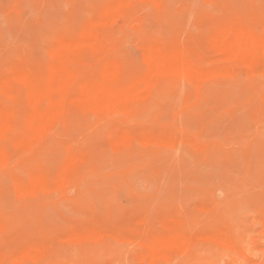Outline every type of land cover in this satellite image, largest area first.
Masks as SVG:
<instances>
[{
	"label": "rangeland",
	"instance_id": "rangeland-1",
	"mask_svg": "<svg viewBox=\"0 0 264 264\" xmlns=\"http://www.w3.org/2000/svg\"><path fill=\"white\" fill-rule=\"evenodd\" d=\"M108 1L0 0V75L10 74L12 68L23 62L33 64L47 62L48 50L55 37L64 31L79 29L90 19L95 10ZM199 1L164 0V6L157 9L158 11L152 8L145 9L140 24H135L131 31L117 34V45L113 54L125 65L139 69L142 65V50L139 48L138 37L139 40L150 38L192 44L202 39L210 21L227 19L230 21L234 18L249 20L257 15H264V0H218L221 1L220 3L217 0ZM211 4L213 5L211 6ZM150 23L151 25H149ZM245 74V72H241L239 76L217 77L209 80L202 88L185 78L183 79L180 74L174 73L167 78L164 77L163 81L151 90L149 102L139 113L138 118L129 121V124L127 119L125 127L138 130L139 126V129L165 131L172 134L171 139L166 138L154 145H147L149 149L147 147L143 149L142 146H138L140 144L134 146L140 157L138 153L135 154V149L130 153L133 156H129V154V157L126 153L116 154L115 149L113 152L108 137L112 121L107 117L79 115L52 130L35 153L13 163L10 168L15 172L13 176L0 172V224L3 222L9 224L7 230L0 229V251L5 255L6 264H49L50 261L52 262L50 264H142V261L136 259L134 255V252L137 251L133 247L134 245L128 248L124 247L126 240L116 234L104 242L98 239L80 241L76 238L75 232L99 221L111 225L116 229V232L138 230L145 226V228H149L151 219L155 223L154 226L158 223L156 227L153 226L152 230H161L160 226L166 217L178 213L180 215L183 211L185 213L181 216L187 220L190 229L205 231V236H209L213 231L226 228V226L237 234L240 231L243 237L240 234L239 236L246 242L247 247L249 246L248 254L254 263L262 264L264 262V226H262L264 225V76ZM173 78H176L175 81ZM166 84L169 85L168 89L165 87ZM182 86H185L183 90H181ZM170 87L172 90H169ZM220 87L221 89H219ZM162 89H166L171 95L165 90L164 95H169L163 96V93H160L163 92ZM213 93L215 94L213 95ZM158 94L159 99L158 96L156 97ZM205 102H208L209 105ZM151 105L152 107H150ZM150 108L160 109L158 110L160 116L156 111L149 112ZM143 115L149 118L147 119ZM94 136H96L95 139ZM93 141L96 143L94 142V144ZM82 149L95 150L96 152L93 153L97 155L95 160L98 161L95 162V167L84 170L77 184L67 187L54 186L37 194L21 193L17 190L16 180L26 179L35 168H37L36 171L54 175L60 169V163L63 164L69 153ZM142 150L146 151V156L142 155L145 153ZM107 157L112 161L110 159V162L105 161L108 160ZM33 163L35 164L31 168ZM29 164L30 166H28ZM104 165H107L108 168ZM27 167L29 168L26 169ZM149 170L150 172H148ZM131 175V178L135 177V179H130ZM161 175L163 176L161 177ZM103 184L105 190L101 186ZM80 186H82V190ZM83 194L84 196H82ZM8 199L9 201H7ZM50 219L58 221L52 222ZM158 220L160 221L158 222ZM9 221H12L11 224ZM17 229L21 231L15 232ZM48 229L50 231H47ZM49 236L51 237L49 238ZM21 240L23 243L25 242L24 244L35 241L50 242L57 248L55 252L59 254V257L61 255L63 258L56 259L54 257L56 255H53L50 257L51 259H47L39 257L33 252L31 254L26 250L23 252V249L20 248L23 244ZM106 246L109 248L107 249ZM199 247L205 250L201 249L198 259L192 262L187 261V263H185L186 260L179 259V262L176 261L173 264H182L183 262L185 264H232L229 256L214 247L213 243H203ZM97 249L102 250L97 252ZM62 250L65 252L60 253ZM90 250L94 252L92 251V253ZM74 251H77L79 255ZM63 253H67L68 256L62 255ZM71 253L72 255H70ZM201 257L202 259H200Z\"/></svg>",
	"mask_w": 264,
	"mask_h": 264
},
{
	"label": "bare ground",
	"instance_id": "bare-ground-1",
	"mask_svg": "<svg viewBox=\"0 0 264 264\" xmlns=\"http://www.w3.org/2000/svg\"><path fill=\"white\" fill-rule=\"evenodd\" d=\"M163 1L164 0H109L102 7L95 10L91 14L90 19L87 22H85L79 29L68 30V31L59 33L55 37L53 44L51 43L52 45L50 46L48 50L47 62H45L44 64H33L29 62H23L22 64L12 68V71L10 74L0 75V172L13 176L15 172L10 170V168L13 166V163H15L17 160L21 158L25 159L27 156L35 153L43 145L48 134L52 130L57 128L62 123L65 124V122L67 121L69 122L70 119H73V117L79 116V115L89 116V117L90 116L107 117L112 121V125L110 127L111 130L109 132L108 137H109V142H110L109 144L111 145V149L113 148V152L117 151L116 154L126 153V155L128 156L130 153L133 152L134 149L137 151V149L134 148V146L138 144H140L138 146H142L143 149H145L147 145H154L159 141L165 140L166 138H170L172 134L166 133L165 131L159 132L157 130H153V129L151 130L148 128L139 129V126L138 128L135 126L138 130H134L135 128L133 129V128L125 127V124H127V122L129 124V121H132L133 119L138 118L139 113H141L142 109H144V106H146L147 103L149 102L150 92L153 89V87L161 83L163 81V78L164 77L167 78V76H169L170 74H174V73L180 74L183 79L185 78V80L187 81L189 80L190 82L194 83L199 88H202L204 85H206L209 80L217 78V77H221L224 75L239 76L241 72L242 73L245 72L246 74L250 76H255V75L264 76V15H261V16L257 15L255 16V18L249 19V20H244V19L241 20V19L234 18L233 20H230V21H228V19L227 20H216L215 19L216 21H212V22L210 21L209 24L207 23L208 28L206 30V33L203 34L204 36L202 37V39L192 44L191 43H181V42L170 41V40L160 41V40H155V39H150V38H142L141 40H139V37H138L139 46H140L139 48H141L142 50L141 68L136 69V68H132V67L125 65L123 62H121V59H118L113 54V52L115 51L116 45H117V34H119V32L123 33L125 31H131L135 24H140V21L143 19L142 14L145 9L152 8L154 10L155 9L159 10L162 8V6H164ZM221 1L217 0V2L219 3ZM174 3L176 4V2ZM212 5L213 4H211V6ZM31 6H32V3H31ZM249 10H250V7L248 9V12ZM230 12L232 13V10ZM233 14L235 17L234 12ZM236 17H238V15H236ZM183 19L187 21L185 18ZM197 19L198 17L196 18V20ZM149 25H151V23ZM147 27H148V23H147ZM185 31H183L184 34H185ZM165 87L168 89L169 85L166 84ZM172 87H174V85ZM184 87L185 86H182L181 90H183ZM221 87L219 89H221ZM170 89L171 87L169 88V90ZM165 90L166 89H162L163 92H160V91L159 92L161 94L163 93V96H168L169 94L164 95ZM166 92H169V91L166 90ZM154 93H157V92L154 91ZM172 94L174 95V93ZM214 94L215 93H213V95ZM179 95L181 94L179 93ZM157 96L159 99L160 97L159 94L156 95V97ZM175 96L177 98V95ZM154 98H155V95H154ZM215 100H212V101L214 102ZM156 101H157V98H156ZM228 101H229V97H228ZM182 102H183V98H182ZM208 102L207 103L205 102V103L209 105ZM150 107H152V105ZM148 110H144V111H148ZM151 110H153V108L152 109L150 108L149 112ZM158 110H153V112L156 111L158 114L159 112ZM167 111L169 112V110ZM146 115H143V116L146 117ZM146 118L148 119L149 117H146ZM127 119L128 121L126 122ZM130 123H133V122H130ZM58 131H59V128H58ZM238 133H239V130H238ZM95 137L96 136H94V139ZM94 142L95 141H93V143ZM147 149L149 148L147 147ZM89 150L82 149L81 151H74V152L69 153L66 159L63 158L65 159V161L63 162V164L60 163L61 165L59 166L60 169L58 170V172L56 171L54 175H50L44 171H36L35 169L37 168H35L34 171H32L26 179L16 180L15 186L17 190L21 193L37 194L47 189H50L51 187H54V186L67 187V186L77 184L84 170L86 171V170L91 169L92 167H95L94 164L96 161H98V160H95L97 159L96 157L97 155L94 154L96 151L95 150L92 151V149H89ZM135 150L134 152L135 154H137L138 151L136 152ZM143 152L145 153H142V155L146 156L147 155L146 151H143ZM176 153L178 154V152ZM140 155H141V152H140ZM148 155L150 156V154ZM129 156H133V155L130 154ZM138 156H139V153H138ZM134 158H135V155H134ZM109 159L105 161H109ZM110 161L112 160L110 159ZM30 164L28 166H30ZM34 164L35 163L31 165L32 166L31 168H33ZM178 165L179 164L177 163V166ZM104 166L106 167L107 165H104ZM28 168L29 167H27L26 169ZM146 172L145 174H147ZM148 172H150V170ZM162 176L163 175H161V177ZM131 177L132 175L130 176V179H135V177L134 178H131ZM94 180H96L95 177H94ZM101 186L105 190L104 184ZM136 186H138V184ZM81 187L82 186H80V189ZM10 195L12 196V193H10ZM82 196H84V194ZM11 199L12 198H10V200ZM7 201H9V199ZM62 207L63 206L61 205V208ZM49 211H51L50 208H49ZM183 213H185V211L181 213L182 216H183ZM181 214L180 215L179 213L172 214L171 216L166 217L163 221L162 219H160L162 221V226L160 225L158 226L161 227V230H152L158 224L156 223V226H154L155 223L153 219H151V221L148 220L152 224V225L150 224L149 228H145L146 227L145 225L148 223L147 221V223L144 225L145 227L143 226L144 227L143 229L140 228L138 230L120 231V232H116V229L113 228L109 224H105L106 222L103 223L99 221V222L94 223L93 225L85 227L84 229L76 231L75 236L80 241H89L92 239H98L104 242L108 238H111L114 236V234H116L120 236V238H123L124 240H126L124 242V245L126 244L124 247L127 246L128 248L129 246L132 247V245H134L133 247L135 248V250H137V251L133 250L136 252V254L134 252V255L136 256V259L142 261V264H173L179 259L186 260L185 263H187V261L192 262L193 260L198 259V257L200 256V251L201 249L203 250L204 248L199 247V246H201L203 243H213L214 247L219 248L222 253H225V255L227 254L229 256L232 264H255L253 259L250 257V254H248L249 246L247 247L246 242L240 237L243 235L240 231L237 230L239 232L237 234L233 229L226 226V228H223V229L221 228V230L213 231L212 233L209 234V236L208 235L205 236V231L204 232L198 231V230L194 231L190 229L187 220L184 217H182ZM119 217H120V214H119ZM14 219H13V222H15ZM53 219H50V220L54 222L55 220L53 221ZM160 220H158V222ZM212 224L214 225V223ZM24 225L26 226L25 223ZM224 226H225V223H224ZM22 227H23V224H22ZM8 228H9V224L7 222H3L2 224H0L1 230H7ZM14 228L15 227H13V229ZM19 231L21 230L17 229V231L15 232H19ZM47 231H50V230L48 229ZM50 237L51 236H49V238ZM37 238L39 237L37 236ZM28 239H29V236H28ZM50 240L52 241V239ZM21 242L23 243L22 240ZM24 243L20 247L23 249V252L24 250L28 251V253L30 252V254L31 252H33V254L39 257L47 258V259L52 257L53 255L57 256V257L54 256L56 259L63 258L61 257V255L59 257V254L55 252L57 248H55V246L50 242L35 241V242H29L26 244ZM82 247L84 246L82 245ZM95 248L97 247L95 246ZM108 248L109 247H107V249ZM100 250L102 249H99V250L97 249V252ZM58 251H60V249ZM62 252H65V250L64 251L62 250L60 253ZM74 252H77V251H74ZM72 253L70 255H72ZM62 255L68 256L67 253L65 254L63 253ZM98 258L100 259V257ZM200 259H202V257ZM5 260H6L5 255L0 251V264H6ZM7 260L9 259L7 258ZM44 263H49V262H44ZM50 263L52 262L50 261ZM262 264H264V262Z\"/></svg>",
	"mask_w": 264,
	"mask_h": 264
}]
</instances>
